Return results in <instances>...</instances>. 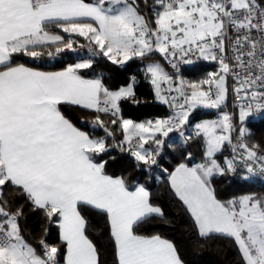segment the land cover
Instances as JSON below:
<instances>
[{"label":"snow or ice","instance_id":"6c2138e0","mask_svg":"<svg viewBox=\"0 0 264 264\" xmlns=\"http://www.w3.org/2000/svg\"><path fill=\"white\" fill-rule=\"evenodd\" d=\"M85 51L61 71L24 62ZM98 57L121 67L145 62L144 79L171 114L125 118L122 102L140 103L137 79L112 90L86 78ZM199 61L217 67L186 79L182 66ZM199 109L217 118L197 122ZM69 110L84 112L92 130ZM255 120H264V0H0V264H186L171 239L148 230L166 219L153 192L109 171L113 147L166 174L202 242L227 239L234 264H264V195L222 199L214 186L225 175L264 181ZM177 143L195 146L199 161L182 150L171 170L163 167ZM15 195L58 227L59 245L25 238ZM93 216L107 225L110 262L90 238Z\"/></svg>","mask_w":264,"mask_h":264},{"label":"trees","instance_id":"16d2710c","mask_svg":"<svg viewBox=\"0 0 264 264\" xmlns=\"http://www.w3.org/2000/svg\"><path fill=\"white\" fill-rule=\"evenodd\" d=\"M83 55H86V51L83 53L68 52L56 59L44 57L39 61H31L24 58V62L41 71H61L70 64L78 62ZM144 63L140 60H133L126 64L124 69H120L117 65H112L106 59L98 57L96 58L93 69L88 70L86 78H102L110 89L117 90L120 87H126L132 77H136L137 83L135 85V91L140 103L134 104L131 101H123V116L136 122L166 117L171 114V110L168 106L156 102L153 88L150 82L145 80L143 76ZM201 66L207 69H215V66L210 64L199 63L183 68L181 73H185L189 68ZM69 111L70 117L78 126H81L84 130H92L91 124L88 123L89 117L84 112L79 110ZM193 115L197 122L201 119L213 118V114L204 109L197 111ZM81 117L84 118V123H81ZM249 128L253 134V139L264 142V120L252 121L249 124ZM94 131L98 136L104 135L101 129ZM176 136V133L170 135L166 143L170 142ZM121 138V133L117 131L116 142L119 143ZM108 142L111 144L112 138H108ZM182 150L191 151L193 157L197 162L199 161L200 151L195 146L189 147L177 143L174 148H168L166 150V154L162 158V166L171 170L180 159L179 153ZM104 158L108 159L109 171L111 173L124 175L133 183H143L153 192V199L164 209L166 219L154 220L148 225V230L158 232L164 237L171 239L177 245L186 264H234L236 254L231 241L227 239H216L202 242L197 237L196 232L192 228L189 216L180 202L172 196L165 179L166 174L162 176L160 169L148 170L145 166L138 164L127 152H122L119 148L115 147L111 148L110 152L105 154ZM214 186L217 189L218 196L222 199L246 193L264 195V184L258 180H231L228 175H225L216 177ZM9 200L17 205L22 204L24 207L25 216L21 223L25 230L24 235L26 239L37 246L38 240L41 237L51 245H59L61 243L58 227L48 223L41 210L33 211L30 204L19 195L10 196ZM45 229H47V234H45ZM89 235L103 249L105 260L110 262L112 259V246L107 225L102 218L96 216L91 217V230Z\"/></svg>","mask_w":264,"mask_h":264},{"label":"rangeland","instance_id":"374dc122","mask_svg":"<svg viewBox=\"0 0 264 264\" xmlns=\"http://www.w3.org/2000/svg\"><path fill=\"white\" fill-rule=\"evenodd\" d=\"M189 67V66H188ZM215 69H207L204 66L196 67V68H189L186 70L185 73H181L186 79L189 80H198L203 78L208 72L214 71ZM200 76L199 78H196ZM156 102L160 103L157 99ZM162 104V103H160ZM164 105V104H163ZM167 106V105H166ZM201 109L197 110L200 111Z\"/></svg>","mask_w":264,"mask_h":264},{"label":"built area","instance_id":"2783aa9c","mask_svg":"<svg viewBox=\"0 0 264 264\" xmlns=\"http://www.w3.org/2000/svg\"><path fill=\"white\" fill-rule=\"evenodd\" d=\"M199 63H207V64H212V63H209V62H204V61H199V62H197V63H195V64H199ZM195 64H193V65H195ZM125 66L126 65H124L123 67H121V66H117V67H119L120 69H124L125 68ZM188 66H192V65H184V66H182V68H181V70L183 69V68H185V67H188ZM216 65H215V69H216ZM231 97H230V99H229V103H231ZM226 111H231V107H229V108H227V109H225ZM207 112H209V113H212L213 114V118L212 119H216L217 118V115H218V113L216 112V110H206ZM255 121H259V120H255ZM173 133H171L170 135H172ZM130 157H132L131 155H130ZM132 158H134V157H132ZM135 159V158H134ZM229 176V178L231 179V180H238V179H240L239 178V176H232V175H228ZM253 180H258V181H260L261 183H263L264 184V181H261L259 178H256V179H253ZM253 180H249V181H253Z\"/></svg>","mask_w":264,"mask_h":264},{"label":"water","instance_id":"95a60500","mask_svg":"<svg viewBox=\"0 0 264 264\" xmlns=\"http://www.w3.org/2000/svg\"><path fill=\"white\" fill-rule=\"evenodd\" d=\"M211 65H212V66H215V64H213V63H212Z\"/></svg>","mask_w":264,"mask_h":264}]
</instances>
